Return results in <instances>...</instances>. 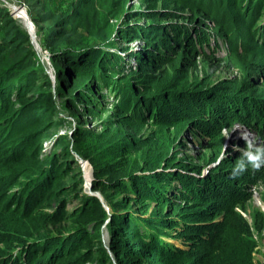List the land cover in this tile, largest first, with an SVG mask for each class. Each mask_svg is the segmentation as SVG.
<instances>
[{
	"label": "trees",
	"instance_id": "1",
	"mask_svg": "<svg viewBox=\"0 0 264 264\" xmlns=\"http://www.w3.org/2000/svg\"><path fill=\"white\" fill-rule=\"evenodd\" d=\"M144 1L147 8L127 10L112 30L94 23L81 38L54 29L43 40L53 53L66 43L56 54L64 60L54 66L55 96L39 89L41 77L49 89L52 82L28 36L15 28L6 36L0 23V264H112L105 224L117 264H254L237 209L250 198L239 188L256 185L258 172L232 175L241 153L217 161L222 129L238 124L264 140V92H223L193 78L201 56L225 62L241 52L260 57L264 69V0ZM88 8L80 0L68 16L80 21ZM191 8L200 16L186 14ZM239 9L253 20L249 49L251 36L229 32ZM57 97L99 124L73 132L72 150L46 155ZM190 137L215 146L202 159L214 164L208 175L184 157ZM72 152L91 164L92 190L112 215L82 193ZM217 216L223 220L212 223Z\"/></svg>",
	"mask_w": 264,
	"mask_h": 264
},
{
	"label": "rangeland",
	"instance_id": "2",
	"mask_svg": "<svg viewBox=\"0 0 264 264\" xmlns=\"http://www.w3.org/2000/svg\"><path fill=\"white\" fill-rule=\"evenodd\" d=\"M14 1L17 5V10L24 9V12L21 11V15H18V17L15 19V14L10 12L9 9L0 8L1 26L7 27L6 36L10 34L12 28H15L17 31H19V33L21 32L28 36V38L31 40V48L36 52L40 60L39 63L44 69L41 71V73L44 72L47 74L52 82V88L49 89L46 87V83H44L46 79L41 77V79L38 81L40 86L39 89H42L44 92L51 91L54 96L56 95L59 86L54 66L60 65L64 60L62 56H56V54H58V51L66 45V43H63L62 46L59 44L57 47L58 50L55 53H53L55 51L53 48L46 50L43 47V40L47 39V36L50 35L54 29L64 32L66 40L72 38H81L80 34L84 28L87 27V25L95 23L97 26H102L105 23L106 29L109 27V30H112L116 25L122 22V17L127 10L134 9V11H137L147 8V3L144 0H128V4H126V6L123 4L122 0H86V7L89 8L85 10L86 13L82 15L80 21H75L73 18H71V16H68V14L72 9L74 10L80 0H13V2ZM200 11L194 12L193 8H191L190 10L186 11V14L192 15L194 12V14L200 16ZM241 13L242 10L239 9V14H233L234 18L230 21V23L235 22L237 26L235 28L234 26L230 27L229 32H240L243 34L244 38L249 39V36H251V39H246L247 43H245V49H249L250 47H253L252 38L255 36V33L253 32L254 30L252 28L253 20H248L245 17H242L241 19ZM23 15L26 16L28 21L23 20ZM202 15L204 16L205 13H202ZM220 18L224 17L220 15ZM249 19L251 18L249 17ZM225 20L226 19L224 18V21ZM28 23L30 24V27ZM229 26L230 25H228V27ZM19 36L20 34L13 38L18 39ZM0 38L2 40L4 38L3 31L0 34ZM131 47H133L134 50H137L139 47H141V43L135 42ZM66 54L67 51H63L61 53L63 56H66ZM241 54L243 53L240 52L239 57H234V61L225 62H223L224 60L217 61L212 58L206 59L203 58V56L197 58L199 61V69L198 72L194 74L193 79L197 80L198 83H204L209 87L218 88L223 92H228L227 90H231L232 87L249 90V94L252 95L256 92H259V94L262 93V91L264 92V69L255 64L257 61H261L259 59L260 57H250V59H245L242 58L243 56H241ZM55 58L57 60L56 62L53 61ZM68 80L71 82V79ZM71 97L72 96L69 98ZM67 98L68 97H61V99H59L57 97L60 116L59 119H54L53 126L50 129L48 139L46 141L47 143L44 145V152L47 153L46 155L58 153L66 146H69L70 150H72V133L75 131H97L99 120L93 119L92 116H87L85 112L77 111L76 108L72 109V106L67 108ZM81 109H83V106ZM227 130L230 136L225 138V136L222 134L223 142L221 144V149L224 150V145L227 146L225 155L231 153H241L240 151L234 149L236 147L241 149L246 148V142L241 138L240 134V132L245 131V129L237 124L231 129ZM248 133L252 134V138L255 139L258 145L264 144V140L259 138L258 135L253 132ZM190 140L191 142L188 144V146L183 148L184 157H188L189 160L195 164L200 166L204 165L203 174L208 175L211 172L214 164L207 166V163L202 161V159H206L207 161V158H209L210 155L215 156V152L212 151L215 147L213 142L208 141L204 145L206 147H201V144H199L198 141L193 140L192 137H190ZM73 157L74 160L78 161L80 164L81 159L79 156L73 153ZM80 166L84 180V183L81 186L82 193L86 196L93 195L98 198V194H96L98 192H94L92 190L93 172H91V169L88 165L86 166L85 170L81 164ZM255 171L258 172L259 175L257 177L256 185L239 188L242 191L246 190L248 195H250V198L244 201L243 206H240L237 209V212L239 213V216L242 217L243 222H246V224H244V230H242L241 233L243 237L247 236L246 239L248 243H243L245 246L243 250L248 249L250 246L254 247L252 252L254 264H264V167H261L259 170ZM89 181L91 184L90 186L88 185ZM74 206L75 205L71 204L69 207L70 210H72ZM222 220V217L217 216L215 217V220L211 222L218 223ZM101 232L103 235V244L111 256L112 264H117L118 260L108 248L109 236L106 224L102 227ZM176 244L179 243L176 242ZM186 248L188 249L187 246Z\"/></svg>",
	"mask_w": 264,
	"mask_h": 264
},
{
	"label": "clouds",
	"instance_id": "3",
	"mask_svg": "<svg viewBox=\"0 0 264 264\" xmlns=\"http://www.w3.org/2000/svg\"><path fill=\"white\" fill-rule=\"evenodd\" d=\"M237 130V129H236ZM222 134L225 138H228L230 135L227 129H222ZM241 138L246 142V148L236 147L234 150L241 152L240 158L235 162V165L232 170L233 176H238L244 173L249 167L253 170H259L261 167H264V144H257L255 139L252 138V134L241 131ZM227 146L224 145V151L220 153L217 163L222 161L225 158Z\"/></svg>",
	"mask_w": 264,
	"mask_h": 264
},
{
	"label": "built area",
	"instance_id": "4",
	"mask_svg": "<svg viewBox=\"0 0 264 264\" xmlns=\"http://www.w3.org/2000/svg\"><path fill=\"white\" fill-rule=\"evenodd\" d=\"M0 8L9 9L10 12L15 14V19L18 17V15H21V11L24 12V9L17 10V5L15 1L13 2V0H0Z\"/></svg>",
	"mask_w": 264,
	"mask_h": 264
},
{
	"label": "water",
	"instance_id": "5",
	"mask_svg": "<svg viewBox=\"0 0 264 264\" xmlns=\"http://www.w3.org/2000/svg\"><path fill=\"white\" fill-rule=\"evenodd\" d=\"M33 38H34V37H33ZM80 164L82 165V167H83L84 170H85L86 166L88 165V166L90 167V169H91V172H93V168L91 167V165L89 164V162L84 161V160H81V161H80ZM88 185H89V186L91 185L90 182L88 183ZM96 194H98V198H99V200L103 203L105 209L109 212V215H112V212H111V210L109 209L107 203L105 202L103 196H102L99 192L96 193ZM92 196H93V195H92ZM109 220H110V219H108V222H109Z\"/></svg>",
	"mask_w": 264,
	"mask_h": 264
},
{
	"label": "bare ground",
	"instance_id": "6",
	"mask_svg": "<svg viewBox=\"0 0 264 264\" xmlns=\"http://www.w3.org/2000/svg\"><path fill=\"white\" fill-rule=\"evenodd\" d=\"M23 17V20H25V21H28V19L26 18V16H22ZM28 25H29V27H30V24L28 23ZM90 182V181H89Z\"/></svg>",
	"mask_w": 264,
	"mask_h": 264
}]
</instances>
